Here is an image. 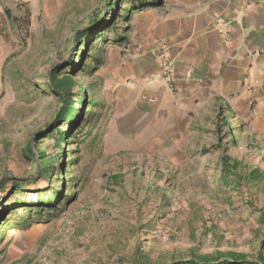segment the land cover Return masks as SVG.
Instances as JSON below:
<instances>
[{"label": "rangeland", "instance_id": "374dc122", "mask_svg": "<svg viewBox=\"0 0 264 264\" xmlns=\"http://www.w3.org/2000/svg\"><path fill=\"white\" fill-rule=\"evenodd\" d=\"M148 1L157 2L134 9L116 0L113 11L111 0H0V264H172L228 252L264 259L263 145L253 158H237L242 152L232 153L235 142L217 121L206 129L209 144L172 163L156 143L115 134L145 11L159 12L167 0ZM105 8L112 25L97 36L92 27ZM89 29L86 45L76 43V32ZM56 68L76 82L74 103L83 88L96 104L82 108L59 144L67 124L57 120L63 103L48 80ZM42 153L55 159L49 177L38 172ZM223 154L237 162L225 176ZM253 165L257 180L248 178ZM54 190L56 203L37 214L36 199Z\"/></svg>", "mask_w": 264, "mask_h": 264}, {"label": "crops", "instance_id": "0c3cea01", "mask_svg": "<svg viewBox=\"0 0 264 264\" xmlns=\"http://www.w3.org/2000/svg\"><path fill=\"white\" fill-rule=\"evenodd\" d=\"M145 13L115 134L156 143L161 158L177 163L188 148L209 144L214 137L206 129L220 121L235 142L232 153L242 152L237 158L262 152L264 0H167L159 12ZM159 43L172 62L170 84L159 76Z\"/></svg>", "mask_w": 264, "mask_h": 264}, {"label": "trees", "instance_id": "16d2710c", "mask_svg": "<svg viewBox=\"0 0 264 264\" xmlns=\"http://www.w3.org/2000/svg\"><path fill=\"white\" fill-rule=\"evenodd\" d=\"M129 1L132 3V6L134 7V9H138V8L144 9L148 7L150 4H155L157 2V1L149 2L148 0H129ZM116 6H117L116 0L114 1L111 0L108 9L109 10L111 9L114 11ZM106 10H107L106 8L101 10L99 18H103V15L106 14ZM126 12L127 13L124 15V19L126 23H128L132 12L128 11V9L126 10ZM5 14L7 17H11L9 8H5ZM110 18H112V15L111 17H109V19L104 17L103 18L104 21L102 23L93 25L92 29H94L95 27L96 28L100 27L98 30L99 32L97 33V36L103 35V32L111 28L112 22ZM127 28H129V26H127ZM92 29H89L85 32L77 31L75 34V42L76 43L81 42V44L86 45L84 40L85 38H87L89 34H91ZM82 56L83 55L80 56L81 58L80 62L76 64V66L72 69L76 70L78 67H80V63L82 62ZM48 80H49V85H50L51 90L63 103V106L61 107L60 112L57 114V120L66 122L67 124V130L58 131L56 142L57 144H59L60 141H65L67 138L73 135L74 129L76 128V125L80 118L78 114L81 113L82 108L84 106L86 107L96 106V104H94L90 99H88V96L85 94L83 88L80 89L82 95L79 98H76V103H74V101L72 100L74 98V95L72 94L73 93L72 90L76 82L73 80L72 76L70 75L58 76L57 68L50 72ZM75 105H79L80 107L78 108ZM38 157L40 158V161L37 166L38 172L43 175H47L48 177L51 174H54L55 171L53 173V169H54L53 163L55 162V159L46 160L45 154L43 153L40 154ZM221 165H222L221 171L223 175L225 176L226 174L229 173L230 167H235L237 165V162L236 161L231 162L230 157L227 154H223L221 156ZM261 176H262V172L259 170L258 167H253L248 172V178L250 180L251 179L257 180L261 178ZM110 177L113 182H116L120 176L118 174H112ZM58 192L60 191L54 190L52 198L50 199L47 198L46 200H43V201L40 200L39 197L36 199V202L34 205L38 206V211H36L37 214H42L39 212V210L42 209L41 206L46 205V204L54 205L56 203V197L58 196L57 195ZM42 210L44 211V209ZM29 225L30 224L27 223L26 226H24L23 228H27ZM172 264H264V259L262 256H260V258L256 261L248 260L245 258L244 255L237 254L235 252H228L226 255V258L224 259L218 258L217 260H213L209 257L208 258L207 257H202V258L194 257V258H189V259H182Z\"/></svg>", "mask_w": 264, "mask_h": 264}, {"label": "built area", "instance_id": "2783aa9c", "mask_svg": "<svg viewBox=\"0 0 264 264\" xmlns=\"http://www.w3.org/2000/svg\"><path fill=\"white\" fill-rule=\"evenodd\" d=\"M138 50V48H136ZM156 56L159 61V76L160 78L167 82L168 84L171 83V78L173 74L172 62L167 54L166 47L163 43H159L156 46ZM148 100L150 102H154L156 100L155 97H149Z\"/></svg>", "mask_w": 264, "mask_h": 264}]
</instances>
